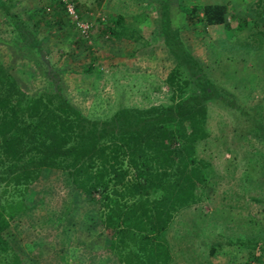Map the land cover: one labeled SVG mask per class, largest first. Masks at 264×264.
<instances>
[{"label": "rangeland", "instance_id": "1", "mask_svg": "<svg viewBox=\"0 0 264 264\" xmlns=\"http://www.w3.org/2000/svg\"><path fill=\"white\" fill-rule=\"evenodd\" d=\"M72 1L79 16L92 22L87 38L79 37L57 0H16L19 17L28 25L35 21L44 61L0 13V63L27 93H51L43 71L53 69L64 97L92 118L108 117L121 106L168 103L165 78L175 59L163 42L160 0ZM170 2L171 27L206 76L232 94L235 106L206 103L207 136L195 145L196 155L210 163L206 197L179 211L165 237L175 264H243L250 256L237 239L264 241V139L258 134L264 132V0ZM192 4H227L228 12L223 23L201 20L193 26L182 11ZM119 17L142 38H114L109 29ZM29 191L36 203L32 221L22 217L12 229L16 251H24L18 254L21 264H119L104 246L98 204L74 189L65 172L42 169ZM214 240L223 247L209 253ZM263 253L264 242L250 264Z\"/></svg>", "mask_w": 264, "mask_h": 264}, {"label": "trees", "instance_id": "2", "mask_svg": "<svg viewBox=\"0 0 264 264\" xmlns=\"http://www.w3.org/2000/svg\"><path fill=\"white\" fill-rule=\"evenodd\" d=\"M170 3L160 0L163 42L175 59L165 78L171 89L166 104L121 106L108 117L92 118L64 97L57 71H43L53 87L51 93L30 95L0 63V264H21L12 243L13 230L22 217L32 221L30 209L36 203L27 197L29 185L42 169L65 172L74 189L98 204L104 246L117 263L175 264L165 233L179 211L206 197L210 163L195 152L196 142L207 136L206 103H235L228 98L230 92L206 76L178 30L171 27ZM15 5L16 0H0L1 15L23 44L42 58L35 21L25 23ZM182 11L193 26L201 20L218 24L224 22L228 5L192 4ZM109 32L117 39L142 38L122 23V17ZM258 134L264 139L261 128ZM237 242L250 256L243 264H250L257 245L264 241L244 237ZM222 244L211 242L209 253L221 250ZM261 256L253 264L261 263Z\"/></svg>", "mask_w": 264, "mask_h": 264}, {"label": "built area", "instance_id": "3", "mask_svg": "<svg viewBox=\"0 0 264 264\" xmlns=\"http://www.w3.org/2000/svg\"><path fill=\"white\" fill-rule=\"evenodd\" d=\"M64 8L67 17L73 22L79 35L87 38L91 33L92 22L78 15L72 0H59ZM48 11V8H46Z\"/></svg>", "mask_w": 264, "mask_h": 264}, {"label": "crops", "instance_id": "4", "mask_svg": "<svg viewBox=\"0 0 264 264\" xmlns=\"http://www.w3.org/2000/svg\"><path fill=\"white\" fill-rule=\"evenodd\" d=\"M15 250H17V249H15ZM18 254H20V256L21 255H23V253H24V251H22L21 249L20 250H18V252H17ZM26 253H28V252H26ZM26 255V254H25ZM26 257H28L27 255H26ZM29 261L28 262H31V263H34V261L35 260H32V259H28ZM24 262V260H21V263H23ZM25 263H27V261H25ZM34 264H36V263H34Z\"/></svg>", "mask_w": 264, "mask_h": 264}]
</instances>
